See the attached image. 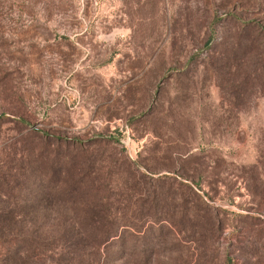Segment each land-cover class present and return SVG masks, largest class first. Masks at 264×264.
<instances>
[{"label":"rangeland","instance_id":"obj_1","mask_svg":"<svg viewBox=\"0 0 264 264\" xmlns=\"http://www.w3.org/2000/svg\"><path fill=\"white\" fill-rule=\"evenodd\" d=\"M0 264H264V0H0Z\"/></svg>","mask_w":264,"mask_h":264},{"label":"trees","instance_id":"obj_2","mask_svg":"<svg viewBox=\"0 0 264 264\" xmlns=\"http://www.w3.org/2000/svg\"><path fill=\"white\" fill-rule=\"evenodd\" d=\"M27 240H28V239H25V238L23 239V238H22L21 241L19 242V244H16V247H18V250H17V252H18L17 254H18V255L20 254V252H21L20 250H22V248H25V247L28 248V246H30V245H29L30 242H27V243H26ZM30 247H32V246H30ZM17 254H16V255H17Z\"/></svg>","mask_w":264,"mask_h":264}]
</instances>
